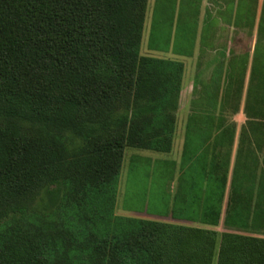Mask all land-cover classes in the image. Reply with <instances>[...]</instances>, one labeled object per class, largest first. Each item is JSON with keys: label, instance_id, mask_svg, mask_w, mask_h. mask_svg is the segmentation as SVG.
<instances>
[{"label": "trees", "instance_id": "16d2710c", "mask_svg": "<svg viewBox=\"0 0 264 264\" xmlns=\"http://www.w3.org/2000/svg\"><path fill=\"white\" fill-rule=\"evenodd\" d=\"M148 3L0 0V264H264L262 237L116 213L126 148L170 152L178 122L185 66L141 52ZM256 5L230 1L231 23L253 27ZM260 53L228 227L263 222L244 146L264 124ZM247 69L232 58L216 90L195 86L172 218L220 224Z\"/></svg>", "mask_w": 264, "mask_h": 264}, {"label": "crops", "instance_id": "0c3cea01", "mask_svg": "<svg viewBox=\"0 0 264 264\" xmlns=\"http://www.w3.org/2000/svg\"><path fill=\"white\" fill-rule=\"evenodd\" d=\"M230 1L232 0H185L184 2H186L189 5L191 12L188 13V10H186L184 12V15L182 16L183 22H182L181 28L183 30H181L180 33L183 36L185 35L186 37H180L179 40L175 38V40L167 39L166 42H156L155 35L152 32H150L149 49L151 52L146 55L150 54V55L155 56L157 52L159 53L157 54L158 57L176 59L184 63L185 70H184L180 100L183 96V93L186 91V93H188V98L190 102L189 103V113L187 115V119H188L189 114L192 113V109H193L192 100L195 97L194 95L195 86L197 85V88L199 90H201L204 85H206L207 89L209 87V90L213 88L214 90H216L215 89L216 83L219 82L220 79L222 80L221 81L222 83L225 81L224 75H225L229 60L232 58H235V59L237 58L238 64L240 66L241 63H243L248 57V69H247V73H246V77L244 81L245 82L244 91H243V95L240 101L239 111L236 113V114H243L245 117V120L239 126L240 127L239 131H238V126L236 124V135H235V140H234V145H233V150H232V156L230 159L231 165L229 169L227 188H226L223 201H222V214H221L220 224L217 226H213V225H207V224H204L198 221H191V220H186V219H175V218L167 219L165 217L160 218V219H155V220L170 222V223L184 224V225H191V226H197V227L212 228L216 230H219L218 227L221 224L226 226L224 220H225L226 209H227V205H228V201L230 197V181H231V176H232V167L236 159L238 147H240V136H241L242 130L244 126H247V121L249 119L248 115L246 114L245 107H246L248 85H249L250 75H251V67H252V63L255 58V48L257 44H259V47L261 48V51L263 53H260L259 56H257L255 61L259 65H262L264 63V27H263L262 32L259 35L260 18L262 15V7H263L264 0H234L235 3L242 1L244 4V2L247 1V2H251V4H255V5L257 4L256 5V17H255L256 21L254 22V26L246 27V25H243V22H241L239 26H237L239 33L242 34L243 36H246V33H247L246 29H248L249 31L248 33H250V38L252 39L249 48L243 50L242 53L240 52L237 53L235 51L234 47L232 46L231 39H230V33L232 32L231 27L235 28L234 23H231L230 21L231 18L233 19V17L235 16V11L233 13L230 12V8H229ZM198 2L201 5H203L201 9H198L197 7H195V5ZM208 18L213 21V25L211 26L207 25ZM244 18H245V13H244ZM189 60L194 63V65L193 63H190V64L193 65V69L195 71L197 70V73L195 72L194 77L190 81H187L185 85L184 84L185 71H186L187 64H188L187 61ZM217 71L223 72V75L222 76L220 74L218 75L216 73ZM209 93H212V92H209ZM179 106H180V102H179ZM256 111H257V108L254 110V112ZM177 115H178V112H177ZM187 119L184 124V134H183L180 166L182 162L184 143L186 140ZM261 126L260 127L262 128V131H260L259 134L255 135L257 137L251 138L249 141L246 140L244 144L245 148H247V146H249L250 148H254V153H255V161H253L255 167L252 172L253 176L255 177V191H254L255 200H254L253 207H255L256 205V202H257L256 197L259 191L263 192L264 194V187L261 186L262 179H264V124ZM237 135H238V138L236 139ZM176 139H177V125H176L175 138H174V142L177 144ZM166 153H169V152H166ZM243 156H244V153L242 152L241 158ZM261 204H262L261 209H264V201H262ZM166 216L172 217L171 213ZM260 219L263 221L262 225H259L257 222V225H254V226L250 225L248 227L229 226V228L237 229V230H229V231H236V232H239L245 235L264 238V216H261Z\"/></svg>", "mask_w": 264, "mask_h": 264}, {"label": "rangeland", "instance_id": "374dc122", "mask_svg": "<svg viewBox=\"0 0 264 264\" xmlns=\"http://www.w3.org/2000/svg\"><path fill=\"white\" fill-rule=\"evenodd\" d=\"M184 1L149 0L141 47L143 54L151 52L149 49L150 32L155 35L156 42H166L167 39L175 40V38L179 40L180 37H186L180 33L183 30L181 28L183 22L182 16L186 10H188V13L191 11L189 5ZM247 5L251 6V2L245 1L244 8ZM195 7L201 9L203 5L198 2ZM242 22L246 27H251L250 23L247 22V17ZM231 30L230 39L232 46L237 53H242L243 50L248 49L250 46L252 40L250 33L246 29V36H243L239 33L237 26L235 28L231 27ZM157 54L159 53L156 52L155 56ZM187 63L184 78L185 85L187 81H190L194 77V73H197V70L195 71L193 69L194 63L190 60ZM190 63H193V65ZM189 103L188 93L185 91L180 100L178 110L177 144L174 142V147L171 152L166 153L136 147L126 148L117 197V214L149 219H160L164 217L172 219L171 216H166V214H168L167 212L170 214L172 209L178 176L180 174L184 124L189 113ZM231 119L236 122L239 131V126L245 120L244 115L236 114ZM237 138L238 135L236 136ZM133 159L136 161L132 163ZM159 160L174 161L176 163L175 170L172 166H169V168L165 167ZM173 170L174 175L172 177ZM218 228L219 231L237 230L226 227L223 224Z\"/></svg>", "mask_w": 264, "mask_h": 264}]
</instances>
